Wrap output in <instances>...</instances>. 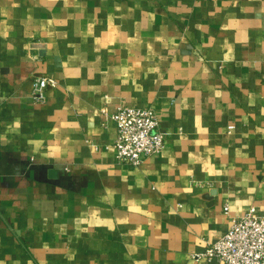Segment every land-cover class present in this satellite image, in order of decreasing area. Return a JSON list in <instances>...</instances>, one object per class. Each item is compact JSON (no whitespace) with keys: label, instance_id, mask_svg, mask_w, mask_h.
<instances>
[{"label":"crops","instance_id":"0c3cea01","mask_svg":"<svg viewBox=\"0 0 264 264\" xmlns=\"http://www.w3.org/2000/svg\"><path fill=\"white\" fill-rule=\"evenodd\" d=\"M119 106L158 116L139 166L116 158ZM250 206L264 0H0V264H219L192 255Z\"/></svg>","mask_w":264,"mask_h":264},{"label":"built area","instance_id":"2783aa9c","mask_svg":"<svg viewBox=\"0 0 264 264\" xmlns=\"http://www.w3.org/2000/svg\"><path fill=\"white\" fill-rule=\"evenodd\" d=\"M57 85L52 77L36 76L32 84L33 100L45 102L47 90ZM109 119L116 126L112 146L120 163L139 166L163 150L164 134L158 130V116L151 108L119 106ZM225 211H228L227 205ZM192 258L219 264H264V214L250 206L242 217L233 220L222 238L209 242L203 253L193 254Z\"/></svg>","mask_w":264,"mask_h":264}]
</instances>
